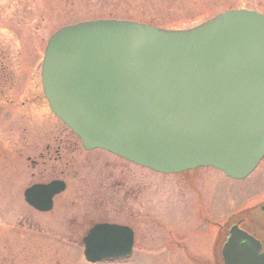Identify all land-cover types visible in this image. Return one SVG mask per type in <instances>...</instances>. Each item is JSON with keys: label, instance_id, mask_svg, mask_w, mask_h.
Listing matches in <instances>:
<instances>
[{"label": "water", "instance_id": "water-1", "mask_svg": "<svg viewBox=\"0 0 264 264\" xmlns=\"http://www.w3.org/2000/svg\"><path fill=\"white\" fill-rule=\"evenodd\" d=\"M40 77L49 109L86 151L164 175L212 168L232 180L264 155V14L229 10L184 30L124 20L67 25L48 39ZM63 189L59 181L33 185L23 198L45 212ZM82 244L96 263L129 256L132 237L100 224ZM259 250L233 225L220 257L264 264Z\"/></svg>", "mask_w": 264, "mask_h": 264}, {"label": "rangeland", "instance_id": "rangeland-1", "mask_svg": "<svg viewBox=\"0 0 264 264\" xmlns=\"http://www.w3.org/2000/svg\"><path fill=\"white\" fill-rule=\"evenodd\" d=\"M238 8L264 14V0H0V48L8 49L19 91L27 84L37 98L30 108L0 119V264H87L78 245L82 215L94 219L105 212L110 222L126 224L131 202L145 219H139L140 225L135 221L140 252L126 264H168L159 255L168 230L200 259L211 260L218 229L264 202V162L238 181L211 168L161 175L103 151L85 153L78 146L69 152L65 191L54 199L51 212L41 214L23 202V189L35 182L30 177L34 170L23 157L34 156L20 146L23 139L32 141L33 132L59 129L50 119L39 83L43 48L59 27L113 19L184 30ZM178 264L189 263L181 258Z\"/></svg>", "mask_w": 264, "mask_h": 264}, {"label": "flooded vegetation", "instance_id": "flooded-vegetation-1", "mask_svg": "<svg viewBox=\"0 0 264 264\" xmlns=\"http://www.w3.org/2000/svg\"><path fill=\"white\" fill-rule=\"evenodd\" d=\"M5 47L0 48V119L4 121L10 119V115L12 112H15V109H25L29 107V105H33V100L37 101L36 96H32L29 90L26 89L27 84L24 85L22 91H19V83L21 86V82L14 80V73L11 69H9L10 59L8 57L7 51ZM30 81V79H29ZM27 82V81H26ZM39 83H40V92L42 98L46 102L45 96L42 92L41 82H40V68H39ZM34 97V98H32ZM20 98V100H16ZM35 101V102H36ZM30 108V107H29ZM28 109V108H27ZM48 110L50 112V119L55 120L58 124V128L49 130H45L41 133L33 132L30 134L31 142L28 143L23 139L22 145L20 148L24 152H32L34 158L31 156L25 155L23 157L24 162L29 163L30 167L34 170L31 172L30 177L35 180V182L29 184L25 189L33 186V185H46L52 181H60L64 184V189L59 194L52 197L51 201V209L47 212H40L35 210L34 208L26 205L35 213H48L53 209L54 199L58 197L61 193H63L66 189V184L64 182V178L68 176L69 167L71 165L70 153L73 150L77 149L79 146L80 149L87 153L91 151H85L81 148L79 140L71 134V132L63 125L59 120H57L49 107ZM53 131H56L57 136L54 137ZM61 135V136H60ZM16 154L21 157L23 153L18 150ZM31 157V158H30ZM264 162V156L261 161L258 163L257 167L260 163ZM73 163V162H72ZM256 167V168H257ZM255 168V169H256ZM35 178V179H34ZM23 189V191L25 190ZM22 191V193H23ZM127 193L129 196H133L134 191L132 187L127 188ZM23 198V196H22ZM130 200L133 201L131 198ZM24 202V201H23ZM132 202L130 203L128 210V221L126 224H117L110 222L107 219V214L105 212H101L99 217L91 218L89 215H82L81 217V229L82 233L78 240V245L83 250L82 239L87 235L88 231L95 225L106 224V225H116L126 227L131 232L132 244H131V253L126 258L118 259V260H105L99 263L94 264H111V263H130L135 260V253L140 252L137 250L136 242H137V225H140L139 219H145V217L139 213L133 211ZM264 204V202L257 205L256 209H254L253 213H247V211L241 212L238 216H233L228 220L225 225L220 227L217 232L216 241L212 245L209 256L210 261L207 258L200 259L199 254L193 253L187 243L176 238V233L168 232L164 238L165 242L163 244V250L160 251L159 255L163 258V261L170 264H178L181 258L184 259L185 262L189 264H223L220 257V247L222 243L226 240L228 236V228L230 226L236 225L238 229L242 230L249 236L253 237L255 241L258 242L260 246V252L264 250V213L260 211V207ZM172 252H175L173 256H171ZM167 253L169 255H167ZM142 255H146L143 253H139ZM136 255V256H135ZM179 257H178V256ZM87 263V262H86ZM168 263V264H169ZM90 264V263H87Z\"/></svg>", "mask_w": 264, "mask_h": 264}, {"label": "trees", "instance_id": "trees-1", "mask_svg": "<svg viewBox=\"0 0 264 264\" xmlns=\"http://www.w3.org/2000/svg\"><path fill=\"white\" fill-rule=\"evenodd\" d=\"M238 9H240V8H238ZM161 29H165V28H161ZM167 30H172V29H169V28H168Z\"/></svg>", "mask_w": 264, "mask_h": 264}]
</instances>
